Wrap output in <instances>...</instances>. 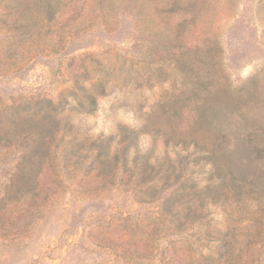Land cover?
I'll list each match as a JSON object with an SVG mask.
<instances>
[{"label":"rangeland","instance_id":"obj_1","mask_svg":"<svg viewBox=\"0 0 264 264\" xmlns=\"http://www.w3.org/2000/svg\"><path fill=\"white\" fill-rule=\"evenodd\" d=\"M30 11L33 21L40 19ZM15 19L0 1V105L10 99L56 104L78 85L95 95L91 114L79 113L71 98L62 106L54 124L57 155L74 136L84 151L121 127L146 128L150 110L184 82L231 96L239 109L234 117L255 115L256 130L264 131V0H58L51 26L43 20L44 28L38 23L23 41L12 31ZM13 64L21 67L17 75ZM259 109L263 114H256ZM137 143L140 153L154 146V157H173L161 138L152 141L145 133ZM6 157L0 148V264H184L202 258L216 264L220 240L235 232L241 239L234 219L219 208L206 218L202 232L208 235L199 244L168 234L153 207L125 202L119 177L110 181L114 189L98 185L90 159L76 165L72 156L65 163L57 158L43 167L36 194L15 201L17 186L8 180L14 163ZM257 216L249 237L264 248ZM125 225L134 238H125ZM252 249L253 263H260L264 250L257 256Z\"/></svg>","mask_w":264,"mask_h":264},{"label":"trees","instance_id":"obj_2","mask_svg":"<svg viewBox=\"0 0 264 264\" xmlns=\"http://www.w3.org/2000/svg\"><path fill=\"white\" fill-rule=\"evenodd\" d=\"M0 1L9 15L16 16L10 24L22 41L43 20L51 26L58 2ZM31 8L40 19L33 21ZM39 27L41 30L44 24ZM17 65L13 64L12 75L21 71ZM99 83L102 86V81ZM123 84L130 85L129 81ZM69 98L81 114H91L97 108L94 93L80 85L56 104L44 99L16 104L10 99L9 105H0V148L11 158L6 157L5 162L14 163L8 180L11 187L17 186L11 195L15 201L36 194L43 167H51L57 158L65 163L72 156L76 165L90 159L98 185L103 188L108 184L114 189L110 181L119 177L118 190L125 202L153 207L158 227L168 234L194 238L199 244L204 239L202 234L208 235L206 229L202 232L206 218L217 208L233 218V231H240L241 239L235 232L232 238L220 240L216 264H264V255L260 263H253L256 255L248 251L249 245L255 247L252 251L258 252L257 256L261 248L264 250L260 241L249 237L252 215H259L255 221L258 234L264 231V131L256 130L255 115L234 117L238 106L231 96L203 83L189 87L184 82L178 93L172 91L150 110L145 121L150 131L121 127L115 137L97 138L84 151L83 143L74 136L70 146L57 155V146L52 147L56 140L54 124ZM184 109L188 110L186 118L182 117ZM260 113L261 109L256 114ZM145 133L152 141L161 138L173 157L167 153L154 157V146L140 153L137 140ZM124 236L134 238L133 229L125 225ZM208 260H185L184 264H209Z\"/></svg>","mask_w":264,"mask_h":264}]
</instances>
